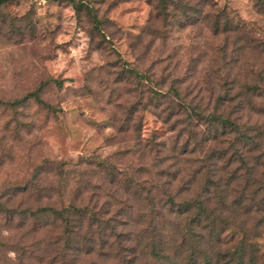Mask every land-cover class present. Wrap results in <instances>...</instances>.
<instances>
[{
	"label": "rangeland",
	"instance_id": "374dc122",
	"mask_svg": "<svg viewBox=\"0 0 264 264\" xmlns=\"http://www.w3.org/2000/svg\"><path fill=\"white\" fill-rule=\"evenodd\" d=\"M208 111L247 125L258 145H240L263 160L264 0L0 4V264H67L65 222L32 212L79 200L116 231L132 229L131 264H190L172 238L189 218L170 210L199 192L212 154L227 151L222 165L237 138L199 116ZM241 188L215 220L208 254L241 247L248 257L253 246V264H264L263 195L232 202ZM153 225L160 238H150ZM91 233L100 242L95 223ZM158 239L161 259L151 252ZM119 241L76 263L128 264Z\"/></svg>",
	"mask_w": 264,
	"mask_h": 264
},
{
	"label": "trees",
	"instance_id": "16d2710c",
	"mask_svg": "<svg viewBox=\"0 0 264 264\" xmlns=\"http://www.w3.org/2000/svg\"><path fill=\"white\" fill-rule=\"evenodd\" d=\"M8 0H0V4L7 2ZM163 1V0H162ZM200 117H207L206 120L217 119L221 122V126L225 127L221 134L225 133H234V136L237 138L235 141L230 142V146H233L232 152L225 158L222 165L218 162L222 160V157L227 153L224 150L221 151V155L214 156L217 160L211 163H207L206 167L208 168V175L203 182L202 188H200L199 192L197 191L194 197H183L178 199L175 204V199L172 198L170 200L171 205L175 204L178 209L174 211L173 209L170 212H174V214L186 213V219L189 218L186 226L181 231H173L172 238L175 242H177L178 237L175 235L179 234L181 236L179 240V245H186L188 251H186V255L184 259L188 261L190 264H253L255 261V251L257 250L252 246L250 249V254L246 257V251L239 247L236 250H225L221 251L218 249V255L215 258H212L208 254V248L211 244H215V239L218 236V233H215L216 228V219H219L220 215L225 211L226 201L229 199L231 190L233 189V185L237 184L241 185V193L242 195L234 199L232 202L240 203L244 199V194L248 190V196L245 199L254 198V194L262 193V200L257 205L258 208H264V172H261V176L256 179L258 176L256 172L258 167H264V157L263 160L262 154L251 157L253 160L250 161L248 151H244L247 145L251 147V149H255L257 147V141H255V137L252 136L247 125H243L242 123L236 121L231 117L230 114L225 115L223 112H214L208 111L207 113L200 112ZM214 137H217L215 135ZM242 142V147L240 143ZM246 154V155H245ZM211 156L205 155L202 160H206ZM261 160V161H260ZM217 164V166H216ZM226 168H230L225 171ZM225 171V172H224ZM241 179L245 181V183L241 182ZM252 184V187H250ZM214 203L211 205V203ZM95 204V203H94ZM89 201L85 202L82 200L71 202L68 205L55 207V206H47L43 209H36V212L33 211V214H37L38 212H42L45 215H51L54 220L59 219V221H64L67 227L68 238L66 243H64V247L59 248L60 258L67 264H83L76 263L77 257L81 253H92L96 246L101 245L103 248L106 244L109 247H113V242L111 240L117 237L119 242H129L133 241V231L132 229H126L123 232H118L115 229V225L109 223V219L102 220L100 217L102 211ZM39 214V213H38ZM86 219L88 221V226L85 229H82L83 221ZM95 223L98 231V238L100 242L96 243L97 238L93 236L94 233H91V227ZM106 223V224H105ZM189 223V224H188ZM72 224L75 227H68ZM109 227L108 236H112V239H105L104 235L106 232L104 227ZM160 227L163 229H168L165 221L163 220L160 223ZM150 238L157 239L160 238V234L158 233L156 226L153 225L152 232ZM153 244L151 247V252L154 256L158 257V259L162 258L161 253L157 250L158 246L161 244L160 240L156 243L153 240H150ZM129 244V243H128ZM137 250V246H132V244L126 245L123 243L122 252L126 256V252L130 254L128 257V264L134 262V256L132 257L131 251L135 252ZM67 254V255H66ZM213 254V253H212ZM103 255V254H102ZM67 256V257H66ZM122 258V257H121ZM170 264H181V259H169Z\"/></svg>",
	"mask_w": 264,
	"mask_h": 264
}]
</instances>
